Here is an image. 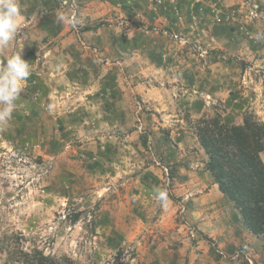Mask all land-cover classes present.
<instances>
[{
  "label": "rangeland",
  "instance_id": "1",
  "mask_svg": "<svg viewBox=\"0 0 264 264\" xmlns=\"http://www.w3.org/2000/svg\"><path fill=\"white\" fill-rule=\"evenodd\" d=\"M151 1L152 55L161 60L165 47L173 65L200 72L194 88L166 78L155 101L131 92L117 55L77 30L48 39L0 15V264H35L36 250L61 264H232L234 252L190 220L174 160L187 131L199 142L200 118L264 121V0ZM162 9L175 13L170 25ZM226 199V216L239 214ZM246 250L232 258L256 264Z\"/></svg>",
  "mask_w": 264,
  "mask_h": 264
},
{
  "label": "crops",
  "instance_id": "2",
  "mask_svg": "<svg viewBox=\"0 0 264 264\" xmlns=\"http://www.w3.org/2000/svg\"><path fill=\"white\" fill-rule=\"evenodd\" d=\"M63 2L64 0H0V5H2L0 9L3 11L0 12V15H3L2 17L6 21H10L12 25L29 27L31 32H39L38 36L44 33L48 39L62 36L70 31L76 32L77 30L86 37L90 47L104 48L107 52L106 55L115 53L117 57L114 58V61L124 65L130 81L131 92L138 91L147 95L149 99H152L151 94L155 93L156 90H160L161 93L159 94L165 95L162 86H165L167 91L169 85H164L166 78L173 84L171 86L173 88H182L180 83L174 82L176 80H182L183 84L187 83L186 87L188 85L190 88L196 86V80L200 76L197 66L182 67L173 65L176 61V55L171 56L170 53L166 52L165 47L162 51L163 55L161 54V60H157L149 50V40L146 39L145 32L149 31L150 18L157 15L156 11L159 7L156 8L154 1L73 0L71 4V0H69L66 5ZM174 9L180 11L181 7L178 6ZM162 11L165 12L163 14L165 20H168L169 16L173 18L175 15L170 10V12L163 9ZM176 14L180 15L179 12ZM32 21H34L33 24ZM143 21L147 22V25L146 23L141 25L140 23ZM98 22H101V24L99 25ZM166 23L170 25L169 20ZM181 30L184 32V29L179 26V28L174 29V33L181 34ZM175 42L178 48L180 46L179 41ZM174 44L172 42V45ZM163 60H165L164 63H167V66L163 64ZM60 62V58L54 60L56 65L53 69L58 70V72L62 70ZM170 65L174 67H170ZM174 70L175 73L172 72ZM67 72L68 70L64 74H67ZM143 77L148 78L146 84L140 81ZM155 81H159V84ZM187 97L184 101H190L187 104L189 107L198 105L203 112L205 104L195 102V98L190 94H187ZM195 114H199V110ZM196 142V137L187 131L179 141L181 147L183 144H185V147L187 146V150H184L187 152L178 151L176 160H174L176 161L175 168L179 179L178 194L183 197L182 201H186L190 205V220L197 223L200 233L209 237L212 235L218 237L219 241H222L221 245L226 250L235 253L238 247H246V251L248 253L250 251L249 255L255 259L256 264H261L264 254L261 247L262 241L257 240V238L262 237V235L253 236L252 233L244 229L238 213L233 212L234 215L230 218L226 216L230 210L228 206L222 209V205L226 206L228 201L206 167L207 155L203 147L199 142ZM188 146L197 147V150L190 152ZM168 149L171 150L172 148L168 147ZM214 209L219 213L210 214L209 212ZM221 209L222 212H220ZM251 237L256 240H251ZM250 242H252L251 245L248 244ZM209 249L205 247L206 251H209ZM233 254L229 258V262L232 264L241 263L242 261L237 262L236 259L232 258V256H235ZM252 258L248 260L251 262Z\"/></svg>",
  "mask_w": 264,
  "mask_h": 264
},
{
  "label": "trees",
  "instance_id": "3",
  "mask_svg": "<svg viewBox=\"0 0 264 264\" xmlns=\"http://www.w3.org/2000/svg\"><path fill=\"white\" fill-rule=\"evenodd\" d=\"M195 133L208 156L206 167L220 191L238 210L245 228L256 236L263 235L264 121L250 113L242 124L224 123L219 115L205 116L198 120ZM32 262L61 264L59 259L37 250ZM65 264L75 262L66 258Z\"/></svg>",
  "mask_w": 264,
  "mask_h": 264
},
{
  "label": "built area",
  "instance_id": "4",
  "mask_svg": "<svg viewBox=\"0 0 264 264\" xmlns=\"http://www.w3.org/2000/svg\"><path fill=\"white\" fill-rule=\"evenodd\" d=\"M68 1H69V0H64L63 4L66 5ZM72 1H73V0H71V4H72ZM189 232L195 236L196 229L191 227V228H189ZM235 255L238 256L239 253H237V254H235Z\"/></svg>",
  "mask_w": 264,
  "mask_h": 264
}]
</instances>
